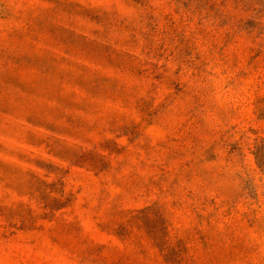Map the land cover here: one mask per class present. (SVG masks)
<instances>
[{"label": "rangeland", "instance_id": "obj_1", "mask_svg": "<svg viewBox=\"0 0 264 264\" xmlns=\"http://www.w3.org/2000/svg\"><path fill=\"white\" fill-rule=\"evenodd\" d=\"M0 264H264V0H0Z\"/></svg>", "mask_w": 264, "mask_h": 264}]
</instances>
